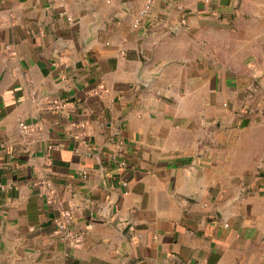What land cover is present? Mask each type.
Here are the masks:
<instances>
[{"label":"crops","instance_id":"1","mask_svg":"<svg viewBox=\"0 0 264 264\" xmlns=\"http://www.w3.org/2000/svg\"><path fill=\"white\" fill-rule=\"evenodd\" d=\"M253 1L0 0V264H264Z\"/></svg>","mask_w":264,"mask_h":264},{"label":"rangeland","instance_id":"2","mask_svg":"<svg viewBox=\"0 0 264 264\" xmlns=\"http://www.w3.org/2000/svg\"><path fill=\"white\" fill-rule=\"evenodd\" d=\"M259 2V4H258ZM253 1L249 7L251 14L245 12V18L242 19L241 25H247L248 23L257 22L259 19L260 27L264 26V0ZM259 8L256 10V7ZM248 35H243V38ZM255 37V36H254ZM258 44L264 47V33L258 35ZM257 38V37H255ZM264 54V51H263ZM262 58V57H261ZM254 81L250 82L245 88V95L243 100L245 104L242 106L245 116L249 117L252 114H257L260 118V114H264V64L259 70L253 71Z\"/></svg>","mask_w":264,"mask_h":264},{"label":"built area","instance_id":"3","mask_svg":"<svg viewBox=\"0 0 264 264\" xmlns=\"http://www.w3.org/2000/svg\"><path fill=\"white\" fill-rule=\"evenodd\" d=\"M146 12V9L140 11V15L135 21V26L141 22L142 17L146 14ZM66 105L67 101L55 100L52 103V108L57 110L63 108ZM29 128L30 125L24 123L22 124V129L24 132H28ZM53 234L57 238L70 242L74 246H80L84 242L86 231L83 229H76L74 227V220L71 211L64 209L56 221Z\"/></svg>","mask_w":264,"mask_h":264}]
</instances>
